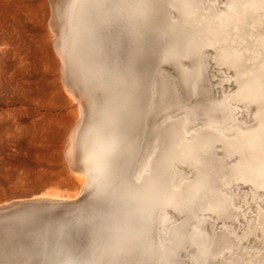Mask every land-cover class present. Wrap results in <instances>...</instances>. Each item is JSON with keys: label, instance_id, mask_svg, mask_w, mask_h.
<instances>
[{"label": "bare ground", "instance_id": "obj_1", "mask_svg": "<svg viewBox=\"0 0 264 264\" xmlns=\"http://www.w3.org/2000/svg\"><path fill=\"white\" fill-rule=\"evenodd\" d=\"M65 13L57 52L80 103L73 171L83 187L37 199L90 190L91 200L5 221L17 247L0 242V258L264 264V205L235 231L241 187L244 200L264 195V0H69ZM250 236L260 243L244 246Z\"/></svg>", "mask_w": 264, "mask_h": 264}, {"label": "rangeland", "instance_id": "obj_2", "mask_svg": "<svg viewBox=\"0 0 264 264\" xmlns=\"http://www.w3.org/2000/svg\"><path fill=\"white\" fill-rule=\"evenodd\" d=\"M68 5L69 0H0V205L45 192L73 198L82 191L73 171L80 103L67 94L57 52ZM247 193L240 190L241 201ZM71 208L62 204L51 212Z\"/></svg>", "mask_w": 264, "mask_h": 264}, {"label": "water", "instance_id": "obj_3", "mask_svg": "<svg viewBox=\"0 0 264 264\" xmlns=\"http://www.w3.org/2000/svg\"><path fill=\"white\" fill-rule=\"evenodd\" d=\"M170 67V66H168ZM172 68V67H170ZM166 70L171 73L172 75L175 74L173 68L172 70H168L166 68ZM65 80V79H64ZM243 188H247V187H241V189ZM91 191L88 190L86 192H84L80 197H84L85 199H83L82 201L78 202V199L76 200H72V201H66L64 203H59V204H52V203H41V201H39V199H37V197L40 196V194L34 196V197H28V198H22V199H18V200H14L11 201L7 204H3L0 206V242L4 245L10 246L11 251H13L14 247H17V244L12 243V240H8L7 239V235H5V233L1 232V227L2 225H4V223H6L5 221L7 220H11L14 216L21 214V213H26L29 210L36 208L38 206H42V205H53L54 207H58L62 204L65 205H70L72 208L71 210H76L79 208H83L85 207L91 200ZM248 193H250V191L248 190ZM264 196V195H263ZM244 204L243 206V211H244V217H242L240 219V221L236 222V232H238V235H241L242 233L245 232V230L243 229V227H241L243 222H247L250 223L253 218L254 215L256 213V208L259 207L260 205H264V197H260L258 202H254L252 199L249 200H244L242 202ZM70 210V211H71ZM66 212H61V213H56V216H63ZM19 236H24L23 233L19 234ZM80 242H84L85 237L82 236L80 238H78ZM21 240L24 241H20V244H26L27 241H25V238H21ZM249 240V241H248ZM256 240L258 243H260V239L258 238H254L253 236L248 237L247 239H245L244 241V246H253V245H257ZM13 247V248H12ZM5 260H2L0 258V264H5L4 263Z\"/></svg>", "mask_w": 264, "mask_h": 264}]
</instances>
